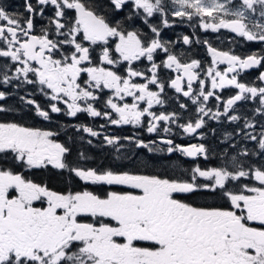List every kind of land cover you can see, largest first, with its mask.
I'll return each mask as SVG.
<instances>
[{"label": "snow or ice", "instance_id": "obj_1", "mask_svg": "<svg viewBox=\"0 0 264 264\" xmlns=\"http://www.w3.org/2000/svg\"><path fill=\"white\" fill-rule=\"evenodd\" d=\"M49 6L52 15L37 32L36 17H43ZM157 16L159 26L150 22ZM169 16L197 20L203 30L228 29L264 45V0H24L23 12H9L0 3V85L20 81L14 86L36 87L49 100L47 108L28 98L31 93L20 100L45 121H51L53 113L103 116L110 125H139L147 118L149 133L156 132L161 121L185 134H197L205 118L237 122L241 116L230 110L248 98L259 99L254 115H264V86L238 79L246 70L264 68V48L241 56L205 40L211 64L202 69L201 61L183 62L162 40L160 26H170ZM183 43H192L191 38L184 35ZM93 45L100 48L97 61ZM158 50L165 55L159 64L154 58ZM142 59L149 66L136 68L133 62ZM124 64L123 74L114 70ZM221 64L226 65L223 70ZM160 68L176 73L168 86L196 105L194 121L179 123L177 112L152 110L166 103ZM201 74L211 81L212 90ZM256 80L264 85V71ZM225 88L237 92L223 99L213 91ZM103 89L111 95L101 111L94 102L96 91ZM7 95L0 90V100ZM210 97L218 102L216 111L207 108ZM8 111L0 105V113ZM73 127L91 137L101 135L86 125ZM255 128V121L245 116L242 127L224 133L223 142L236 137L254 142V148L242 147L238 155L258 157L259 163L241 164L237 156L229 158L225 147L219 166L197 165L188 178L173 179L138 169L93 166L83 151L70 160L71 148L56 139L57 132L0 120V264H264V124L258 134ZM120 139L104 135L107 145L116 146ZM123 139L149 152L160 150L155 141ZM161 142L168 153L207 156L204 144L183 146L163 137ZM123 147L120 144L117 152ZM24 170H52L49 179L61 180L65 190H54L47 180L38 183ZM241 178L252 182L241 184ZM77 181L83 183L82 190H74ZM88 185L129 190L101 196Z\"/></svg>", "mask_w": 264, "mask_h": 264}, {"label": "flooded vegetation", "instance_id": "obj_2", "mask_svg": "<svg viewBox=\"0 0 264 264\" xmlns=\"http://www.w3.org/2000/svg\"><path fill=\"white\" fill-rule=\"evenodd\" d=\"M35 4V0H32ZM9 12H23L24 0H0ZM127 9H125V12ZM53 9L49 6L46 9L45 15L43 17H36V30L37 32L42 26L47 25V17L52 15ZM25 15H27L25 13ZM68 16L71 17L72 13L69 12ZM170 26L163 27L160 26L161 38L164 41L169 42V47L171 51L178 55L183 62H188L191 59H197L201 61V68L206 69L211 64V54L207 51L208 45L204 44L203 41L207 40L208 43L217 48L218 50L228 51L231 50L237 55H247L254 51H259L264 48V45L259 42H248L243 38L232 33L228 29H220L216 32L211 30H203L198 27V21H188L187 18H173L169 16ZM174 21V22H173ZM153 24L159 26V16L150 21ZM143 31L151 33L144 27ZM188 35L191 38L192 43L185 45L183 43V36ZM200 41V42H197ZM95 50L92 52V57L94 61L98 60L100 48L93 45ZM156 62L159 64L161 60L165 59V55L162 51L158 50L154 54ZM136 68L144 69L149 66L148 61L142 59V61L133 62ZM127 65H116L114 70H119L123 74L124 67ZM220 70L226 67L225 64L218 66ZM260 71H264V68L257 67L255 69H249L241 73L238 79L241 82L251 84L255 82L259 86L261 85L256 77L259 75ZM160 80L165 84L164 93L162 97L166 100L164 105H153V111L157 114L161 112H177L180 114L179 123H185L189 118L193 121L196 118V105L192 104L191 99L184 97L182 93H176L175 90L169 87L171 78H174L176 73L172 70L160 68L159 69ZM86 75L82 77L86 79ZM201 79H206L205 87L208 90L211 89V81L207 79L203 74L200 76ZM137 82H142L137 80ZM20 81H15L14 85H19ZM14 85H0V90L8 93L4 100H0V105L6 108H10L11 111L0 113V120L14 121L17 123H23L26 126L40 128L45 130H52L57 132L58 135L56 139L60 142L65 143L71 148V155L69 159H75L80 151L85 152V154L92 158V165H102L104 167H120L122 170L133 171L138 169L144 174L150 175H164L173 179H186L191 175V169L195 166H200L202 169L211 168L214 166H219L222 162L221 153L225 147L229 148V158L232 156H237V160L241 164L247 163H259L258 157H243L239 156L238 153L242 147L254 148L255 143L252 141H245L241 137H236L235 140H229L224 143V133L232 132L237 127H242L243 117L247 116L250 120L255 121L256 128L255 133L258 134L260 131V126L264 124L261 118L264 115H254L255 109L260 106V101L258 98H248L237 102L234 106V111L230 110L231 114L241 116V120L237 122L230 123L226 118H221L219 121L212 120L210 118L206 119L205 126L198 130L197 134H185L181 129H179L175 124H166V122H159L158 130L153 133L147 132L148 119H142L139 125H110L106 119L101 117H90L86 113H78L76 117H69L64 114H51L52 120L45 121L42 118L35 115L34 107L31 105L23 104L20 100L21 96H27L31 93L28 98L34 99L42 107L47 108L49 100L40 92L37 91L36 87L33 85L22 84L19 87ZM186 87V85H184ZM196 91H199L200 85L198 83L193 84ZM217 95L222 96L223 99H227L230 96L236 94L237 90L234 88L225 89H215L213 90ZM96 95L98 100L94 102V106L101 111L105 110L104 101L111 95L110 90L103 89L102 91L97 90ZM127 102H131L130 97H126ZM143 104V102H141ZM180 103H185L188 105L187 109H180ZM61 107H64L62 104ZM218 102L215 97H210L207 102V108L212 111H216ZM220 110H223V106L219 105ZM76 124H82L92 127L94 130L101 133L97 137H91L87 133L82 131H77L75 127ZM101 125H105L101 128ZM170 127V132H165L164 128ZM213 129H215V134H213ZM248 131H252L249 129ZM104 135L120 137V141L116 146L107 145L104 143ZM71 137L72 139H69ZM83 137V139H81ZM124 137H134L143 140L145 143L155 141L157 151L149 152L147 149L137 148L134 143H130L124 140ZM161 137L165 139L173 140L174 144H180L183 146H189L192 144H204L208 149L207 156L203 154L196 157H188L180 152H167V145L161 142ZM88 140L92 143L89 144ZM237 143L236 149L231 148V144ZM123 144L124 147L117 152V147ZM258 151V149H257ZM119 157V159H117ZM20 170V168H17ZM24 175L29 178L34 179L36 182H42L47 180L49 187L54 190H65L64 184L61 180L57 178L49 179L52 175V170L44 172L41 170H24ZM203 180V178H201ZM246 178H241L239 183H251ZM78 187L74 190H82L83 183L77 181ZM89 190L95 192L97 195H106L108 191H128L129 189L125 186H97L88 185ZM39 206V204H37Z\"/></svg>", "mask_w": 264, "mask_h": 264}, {"label": "rangeland", "instance_id": "obj_3", "mask_svg": "<svg viewBox=\"0 0 264 264\" xmlns=\"http://www.w3.org/2000/svg\"><path fill=\"white\" fill-rule=\"evenodd\" d=\"M261 121L264 122V117L261 118Z\"/></svg>", "mask_w": 264, "mask_h": 264}]
</instances>
